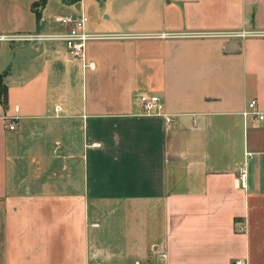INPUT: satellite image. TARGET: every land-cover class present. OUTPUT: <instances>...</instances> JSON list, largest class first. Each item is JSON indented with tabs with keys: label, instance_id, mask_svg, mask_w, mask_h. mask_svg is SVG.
Returning <instances> with one entry per match:
<instances>
[{
	"label": "crops",
	"instance_id": "0c3cea01",
	"mask_svg": "<svg viewBox=\"0 0 264 264\" xmlns=\"http://www.w3.org/2000/svg\"><path fill=\"white\" fill-rule=\"evenodd\" d=\"M39 2L0 35L96 37L0 41V264H264V0Z\"/></svg>",
	"mask_w": 264,
	"mask_h": 264
},
{
	"label": "built area",
	"instance_id": "2783aa9c",
	"mask_svg": "<svg viewBox=\"0 0 264 264\" xmlns=\"http://www.w3.org/2000/svg\"><path fill=\"white\" fill-rule=\"evenodd\" d=\"M56 21L64 25L66 27V31L61 33L29 32L19 34H1L0 41L40 43L45 40H60L65 42L70 57L85 60L87 42L91 38L96 37L95 35L89 34L86 31V25L89 21V17L83 13L74 16L59 15L56 17ZM252 33L264 35V31ZM248 34H250V32L243 30L238 35L246 36ZM162 35L165 36L167 34L162 33ZM227 35H234V33H228ZM86 65L89 67H93V63H88ZM140 104L142 112L148 115L160 114L163 109L162 99L157 94L141 95ZM243 113L246 116L253 115L258 120L264 119V112L259 110L258 101L255 98L248 103ZM163 115L166 117L168 123H171L172 116L166 113ZM9 127L10 129H15V122L13 121ZM244 177L245 173L243 172L241 176L237 179L238 184H242L243 186H245ZM238 264L245 263L239 262Z\"/></svg>",
	"mask_w": 264,
	"mask_h": 264
},
{
	"label": "trees",
	"instance_id": "16d2710c",
	"mask_svg": "<svg viewBox=\"0 0 264 264\" xmlns=\"http://www.w3.org/2000/svg\"><path fill=\"white\" fill-rule=\"evenodd\" d=\"M46 2V0H40V2L37 5H42ZM39 16V13H38ZM6 95H7V88L6 86L3 84V75L0 74V101L4 102L6 99Z\"/></svg>",
	"mask_w": 264,
	"mask_h": 264
}]
</instances>
